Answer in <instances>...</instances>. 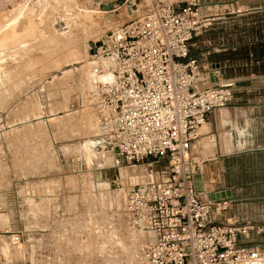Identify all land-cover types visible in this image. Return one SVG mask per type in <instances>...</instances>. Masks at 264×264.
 I'll return each mask as SVG.
<instances>
[{
	"label": "rangeland",
	"instance_id": "374dc122",
	"mask_svg": "<svg viewBox=\"0 0 264 264\" xmlns=\"http://www.w3.org/2000/svg\"><path fill=\"white\" fill-rule=\"evenodd\" d=\"M219 1L227 0H205ZM236 1L227 16L239 15L232 29L241 32L244 9ZM148 2L0 0V231L24 229L31 241L23 253L33 264L45 252L49 264H136L137 250L149 238L146 230L127 226L122 202L115 206L140 182L143 167L117 162L120 170L112 155L102 154L111 150L96 145L102 130L89 103V71L109 72L113 63L108 36L141 16ZM223 8L207 11L216 19L193 39L191 55L202 58L207 40L218 42ZM205 128L192 148L198 161L205 159L202 171L211 180L217 174L208 173L213 142L201 139ZM243 217L264 220L258 210ZM117 230L131 243L140 232L132 260L118 248L111 258L101 253V241ZM252 242L264 245V233Z\"/></svg>",
	"mask_w": 264,
	"mask_h": 264
},
{
	"label": "built area",
	"instance_id": "2783aa9c",
	"mask_svg": "<svg viewBox=\"0 0 264 264\" xmlns=\"http://www.w3.org/2000/svg\"><path fill=\"white\" fill-rule=\"evenodd\" d=\"M220 4L149 0L141 16L108 36L113 78L91 87L102 130L97 146L118 163L143 167L140 182L124 193L125 223L151 234L136 264H264V245L252 242L264 223L230 213L226 197L211 199L221 190L206 189L202 161L191 152L208 114L233 96V82H213L209 51L190 54L215 17L207 11ZM29 241L24 229L0 231V264H33L23 253ZM48 254L40 264H49Z\"/></svg>",
	"mask_w": 264,
	"mask_h": 264
},
{
	"label": "crops",
	"instance_id": "0c3cea01",
	"mask_svg": "<svg viewBox=\"0 0 264 264\" xmlns=\"http://www.w3.org/2000/svg\"><path fill=\"white\" fill-rule=\"evenodd\" d=\"M219 2L228 8L239 1ZM240 2L244 9L241 32L232 29L239 15L227 16L234 12L225 11L217 17L218 42L209 39L203 49L209 51L213 82H233V96L209 113L204 123L203 135L213 142L206 154L207 169L217 177L209 180L203 173L202 180L206 189L209 183L210 189L229 193L225 197L231 200L232 214L255 220L243 216L251 210L264 216V0ZM191 152L196 155L193 148Z\"/></svg>",
	"mask_w": 264,
	"mask_h": 264
},
{
	"label": "bare ground",
	"instance_id": "6f19581e",
	"mask_svg": "<svg viewBox=\"0 0 264 264\" xmlns=\"http://www.w3.org/2000/svg\"><path fill=\"white\" fill-rule=\"evenodd\" d=\"M119 3H120V1H119ZM121 29V28H120ZM120 29H119V31H120ZM118 33V32H117ZM108 62H109V60H107ZM102 64H104V66L103 67H105V69L108 67H106V63L105 62H103ZM97 66H99V65H97ZM101 66V65H100ZM99 66V67H100ZM100 71V70H99ZM98 70H96V69H94V70H90L89 71V78H90V82L92 83V84H94L95 82H97V81H110L112 78H113V75H112V73L110 72V70H109V72L108 71H106L105 73H103V70H101V72H99ZM99 73H101V74H99ZM93 110V109H92ZM93 112H94V110H93ZM95 114V113H94ZM90 115H91V113H90ZM88 117V116H87ZM90 117V116H89ZM86 118V117H85ZM91 118H92V115H91ZM88 120H89V118H88ZM205 123V122H204ZM202 124L201 125V127L203 126V125H205V124ZM84 124V123H83ZM200 127V128H201ZM198 133H199V131H198ZM208 139V137H202L201 139ZM209 140V139H208ZM97 142V141H96ZM203 142V141H202ZM207 143V142H206ZM96 145H97V143H96ZM207 147H208V144H207ZM102 154L103 155H106V154H109V155H112V157H113V161H114V163L115 164H118L117 163V159H116V157H115V155L112 153V152H102ZM111 159V158H110ZM109 159V160H110ZM107 161H108V159H107ZM111 161V160H110ZM118 166L120 167V170L122 169L121 168V166H120V164H118ZM124 167H137V165H134V164H131V165H128V166H124ZM124 169V168H123ZM127 170V169H126ZM125 170V171H126ZM126 172H129L128 174H133V173H136L135 172V169H133V170H129V171H126ZM208 173L209 174H211V171L209 170L208 171ZM135 179H137V177H135ZM135 179L133 178L132 180L133 181H135ZM132 181V182H133ZM1 195H3V194H1ZM123 196V197H122ZM3 198V197H2ZM120 198H121V200H120ZM117 197V200H115V203H116V207L117 206H120V202H122V205L124 206V195H121V197ZM2 199H0V201H1ZM107 200V199H106ZM123 210H124V208H123ZM111 227V226H110ZM111 229L112 228H110L109 229V232L111 231ZM115 229V228H114ZM118 232H119V230H117ZM108 232V231H107ZM106 232V233H107ZM115 232H116V230H115ZM115 232H112V233H108L109 234V237L107 238V235H106V237L101 241V253L102 254H105V258H111L114 254H115V248H118V249H120V252H122V255H123V253L126 255V256H128V258L129 259H131L132 260V256H134V252L137 250L136 249V247H137V244H139L141 241V234H140V232H139V234H138V236L136 237V236H134V234H132V236L134 237L133 239H134V241H132L133 243H131V242H128L127 240L125 241V240H123L124 238H123V236L122 235H120V236H122V238L121 237H119V234H122V233H118V235H116V233ZM133 232V231H132ZM97 233H98V231H97ZM100 233V232H99ZM105 234V233H104ZM98 235V234H97ZM101 235H103V233L101 234ZM101 235H99V236H101ZM105 236V235H104ZM119 237V238H118ZM144 242V241H143ZM142 242V243H143ZM141 245V244H140ZM139 248H140V246H139ZM139 248H138V250H139ZM137 250V251H138ZM117 252V251H116ZM138 253V252H137ZM137 255L138 254H136V257H137ZM104 256V255H103ZM125 256V257H126ZM135 257V258H136ZM123 258V257H122ZM128 258H126V262L127 261H129L128 260ZM137 260V259H136Z\"/></svg>",
	"mask_w": 264,
	"mask_h": 264
},
{
	"label": "water",
	"instance_id": "95a60500",
	"mask_svg": "<svg viewBox=\"0 0 264 264\" xmlns=\"http://www.w3.org/2000/svg\"><path fill=\"white\" fill-rule=\"evenodd\" d=\"M120 1V0H119ZM117 162H118V159H117ZM197 179V182H199V176L196 177ZM198 189L201 190V186L200 184L198 183ZM229 193L227 191H221L219 193H211L209 196L211 199H214V198H219V197H225V196H228Z\"/></svg>",
	"mask_w": 264,
	"mask_h": 264
}]
</instances>
